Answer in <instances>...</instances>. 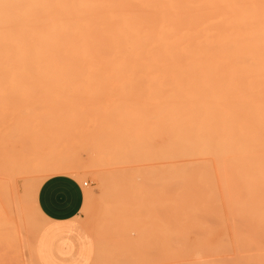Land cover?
Wrapping results in <instances>:
<instances>
[{"label":"rangeland","instance_id":"obj_1","mask_svg":"<svg viewBox=\"0 0 264 264\" xmlns=\"http://www.w3.org/2000/svg\"><path fill=\"white\" fill-rule=\"evenodd\" d=\"M201 89L0 85V264H38L36 194L63 165L91 264H264V149L221 146Z\"/></svg>","mask_w":264,"mask_h":264},{"label":"bare ground","instance_id":"obj_2","mask_svg":"<svg viewBox=\"0 0 264 264\" xmlns=\"http://www.w3.org/2000/svg\"><path fill=\"white\" fill-rule=\"evenodd\" d=\"M57 1L0 0L1 86L199 87L221 146L264 149V0Z\"/></svg>","mask_w":264,"mask_h":264},{"label":"crops","instance_id":"obj_3","mask_svg":"<svg viewBox=\"0 0 264 264\" xmlns=\"http://www.w3.org/2000/svg\"><path fill=\"white\" fill-rule=\"evenodd\" d=\"M53 186L61 192V197L55 202L47 194ZM84 200L83 186L73 176L58 174L41 184L36 202L44 225L34 244V257L38 264H91L93 257L77 226Z\"/></svg>","mask_w":264,"mask_h":264},{"label":"snow or ice","instance_id":"obj_4","mask_svg":"<svg viewBox=\"0 0 264 264\" xmlns=\"http://www.w3.org/2000/svg\"><path fill=\"white\" fill-rule=\"evenodd\" d=\"M65 175L70 178L72 177L71 173H65ZM47 194L50 196L53 202L57 201L61 197V192L55 186H53Z\"/></svg>","mask_w":264,"mask_h":264},{"label":"built area","instance_id":"obj_5","mask_svg":"<svg viewBox=\"0 0 264 264\" xmlns=\"http://www.w3.org/2000/svg\"><path fill=\"white\" fill-rule=\"evenodd\" d=\"M87 185V183H85V186Z\"/></svg>","mask_w":264,"mask_h":264}]
</instances>
